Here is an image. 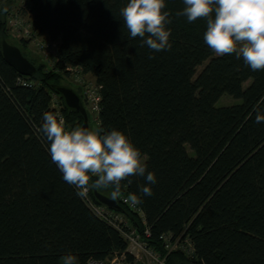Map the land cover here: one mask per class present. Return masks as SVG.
<instances>
[{
  "label": "trees",
  "instance_id": "16d2710c",
  "mask_svg": "<svg viewBox=\"0 0 264 264\" xmlns=\"http://www.w3.org/2000/svg\"><path fill=\"white\" fill-rule=\"evenodd\" d=\"M126 2L22 0L18 12L31 30L55 43L51 68L22 52L35 66L31 76L3 59L8 31L0 22V264H62L69 252L86 264L126 250L121 232L63 180L39 131L44 112L57 114L54 97L66 127L82 125L55 91L65 80L71 87V68L98 87L97 130L123 131L156 175L151 196L140 191L143 177L121 181L119 212L142 229L119 200L140 197L148 241L165 255L164 233L188 238L195 264H264V123L255 120L264 111V70L214 53L203 41L206 20L177 15L183 0H166L172 47L153 52L129 37ZM224 94L240 101L217 106ZM95 182L86 187L91 202L101 204L94 191L113 198L114 185ZM188 260L181 249L166 256L167 264Z\"/></svg>",
  "mask_w": 264,
  "mask_h": 264
},
{
  "label": "clouds",
  "instance_id": "9594fccd",
  "mask_svg": "<svg viewBox=\"0 0 264 264\" xmlns=\"http://www.w3.org/2000/svg\"><path fill=\"white\" fill-rule=\"evenodd\" d=\"M184 7L177 15L188 23L198 18L206 20L204 43L217 55L234 54L242 58L252 71L264 70V0H183ZM166 0H127L120 15L129 37H139L142 45L153 52L170 50V13ZM257 123H264V111H257ZM40 133L46 139L47 151L63 180L77 189L89 186L92 176L95 185H114L113 198L120 191L121 181L129 184L132 176L145 180L140 191L153 194L151 185L156 175L148 170L146 157L130 138L119 129L108 132L74 127L68 129L63 117L44 112ZM79 194V193H78ZM133 205L142 199L130 196ZM62 264H79V257L71 252L61 257Z\"/></svg>",
  "mask_w": 264,
  "mask_h": 264
},
{
  "label": "built area",
  "instance_id": "2783aa9c",
  "mask_svg": "<svg viewBox=\"0 0 264 264\" xmlns=\"http://www.w3.org/2000/svg\"><path fill=\"white\" fill-rule=\"evenodd\" d=\"M25 20L26 19L22 16V14H15L12 25L17 29V32L21 29L27 34H30L32 30L31 28L25 29ZM36 45L39 50L44 52L47 68L53 67V62L51 63V61L54 60L55 56V44L50 41H37ZM71 74L75 75V81L80 84V92L85 106L88 107L91 114L97 116L100 100L98 87L94 83L85 81L83 79L84 75L78 68H71ZM22 84L30 85L31 83L23 81ZM53 106L57 109V114L63 117L60 112V104L56 99H54ZM81 194L94 213L116 227L127 242L125 251L114 253L103 261L91 259L88 260L86 264H167V254L175 249H181L185 256L189 259L188 261L194 263V249L188 238L182 239L181 237H177L173 240L170 234H162L160 237L163 240V248L167 251L166 255L148 241L150 238V231L146 226L144 213L138 204L133 205L131 203L130 196L121 195L119 200L121 204L126 206L130 212L139 218L141 224H143L142 229H140L137 225H134V223H132V221L125 217L121 212L111 209L103 204H95L91 202V200L87 197L86 188L81 189ZM182 244L185 245L186 251L184 250L185 247H182Z\"/></svg>",
  "mask_w": 264,
  "mask_h": 264
},
{
  "label": "rangeland",
  "instance_id": "374dc122",
  "mask_svg": "<svg viewBox=\"0 0 264 264\" xmlns=\"http://www.w3.org/2000/svg\"><path fill=\"white\" fill-rule=\"evenodd\" d=\"M22 0H0V22L2 20H5V27L8 31L7 36V42L16 45L20 48V50L29 58L33 59L34 61H40L43 60L46 62L44 52L38 49L36 42L37 41H46L44 38L36 35L33 31L30 34H27L25 31L21 30L17 32L16 28L13 27V17L15 14H19V6L21 5ZM26 20L25 29H30V21L29 17L27 15H22ZM14 28V29H13ZM55 44V43H54ZM55 47V45H54ZM54 60L51 61V63ZM202 66L198 67L196 70V73H198L201 70ZM85 81H88L90 83H94L93 77L90 75H85L83 78ZM70 83L72 84V88H79L80 90V84L75 81V75H72L69 78ZM68 84V80H65V85ZM95 84V83H94ZM246 85V84H245ZM54 99L57 100V97H54ZM240 100L236 99L228 94L222 95L218 101L216 102L217 106L221 105H230L238 103ZM88 110V107H86ZM89 113V129L90 130H97V119L96 116ZM188 152L191 153L189 148H187ZM182 247H185L184 244H182ZM186 251V247L184 248Z\"/></svg>",
  "mask_w": 264,
  "mask_h": 264
},
{
  "label": "water",
  "instance_id": "95a60500",
  "mask_svg": "<svg viewBox=\"0 0 264 264\" xmlns=\"http://www.w3.org/2000/svg\"><path fill=\"white\" fill-rule=\"evenodd\" d=\"M1 53L3 59L11 65L19 74L25 76H31L35 73V66L33 63L22 53L20 48L16 45H13L6 40L1 41ZM55 91L58 95L62 97V100L66 107L72 109L76 112H79L83 115V123L80 126L81 128H88V115L86 109L82 103V99L80 95L70 86L61 84L55 86ZM94 196L96 199L103 205L115 209L120 210L121 206L112 197L104 195L100 192L94 191ZM177 264H195L190 261H180Z\"/></svg>",
  "mask_w": 264,
  "mask_h": 264
}]
</instances>
